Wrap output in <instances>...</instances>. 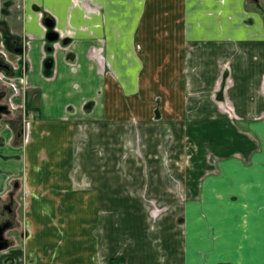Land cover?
I'll return each mask as SVG.
<instances>
[{"label": "crops", "instance_id": "0c3cea01", "mask_svg": "<svg viewBox=\"0 0 264 264\" xmlns=\"http://www.w3.org/2000/svg\"><path fill=\"white\" fill-rule=\"evenodd\" d=\"M2 19L0 54L30 42L17 104L37 97L28 142L18 110L0 122V210L25 198L0 264H264V0H0ZM137 125L175 154L121 190Z\"/></svg>", "mask_w": 264, "mask_h": 264}, {"label": "rangeland", "instance_id": "374dc122", "mask_svg": "<svg viewBox=\"0 0 264 264\" xmlns=\"http://www.w3.org/2000/svg\"><path fill=\"white\" fill-rule=\"evenodd\" d=\"M2 86H6L9 90V87L7 85L0 82V87ZM10 90L12 92L13 89L10 88ZM17 110L20 111V112L15 111L18 118H21V116L23 117L21 113V109L18 108ZM4 122L5 123L9 122V119L6 115L4 116ZM125 129H127V131L124 130V127H123L122 129L123 134L114 141L116 147L113 150V156H112L114 163L116 160H119V164L121 165L120 167L121 170L120 172L115 173V174L109 173L108 174L109 176H113V175L115 176V179L111 178L110 181L116 180L119 183L118 187L121 188V190H124V188H126L133 181L143 182L145 179L146 180L149 179L150 182H153V181L156 182L155 180L156 174L146 173L145 171L149 165H156V166L158 165L159 169L161 168L162 170L164 168L163 166L165 164H168L164 162L166 161L164 154L166 150H170L172 152L170 155L175 154L174 150H175L176 141L174 137L170 139L165 138V139H156V140L146 138L142 127H139V125H137L135 128L127 127ZM116 134L117 133L115 134L113 133V135H116ZM110 143H112V141L107 142L106 144L109 145ZM0 151H4V150L1 148ZM90 159H91L90 163L100 162L99 161L100 156L98 155H95L91 157ZM183 159H184L183 163L180 162L181 166L183 164L186 165V163L188 164L187 161L190 159V157L183 158ZM4 164H5L4 159L0 157V165H4ZM174 172H173L174 174L173 176L175 175L177 176L178 175L177 170H175ZM159 175H161L162 177L163 175L162 172L159 171ZM184 175H186V173H184ZM185 191H186L185 188H182L180 190V193L184 198L186 196ZM24 209H25V198L23 196H20L19 205H17L16 211H15L16 215H14L15 224L12 226V228L8 230V233H7L9 234L11 238H12L11 235L13 234L16 235L17 233L16 231H13V229L19 226V224H21L20 222L23 219ZM22 229L23 228L21 227V230ZM124 263L126 262L119 261L118 264H124Z\"/></svg>", "mask_w": 264, "mask_h": 264}, {"label": "flooded vegetation", "instance_id": "af4514ba", "mask_svg": "<svg viewBox=\"0 0 264 264\" xmlns=\"http://www.w3.org/2000/svg\"><path fill=\"white\" fill-rule=\"evenodd\" d=\"M9 43H10L11 48H14L16 50L18 49L22 53L20 54L21 59H19L17 63L15 64H13L10 60H8L6 58V55L4 56L0 54V82L4 83L5 85L9 87V90L6 86L0 87V122L4 120L5 115L9 116L11 115V112L13 110H17L18 108H20L23 117L21 116L19 120L17 134H18V137L21 136V139L24 140V142H28L30 139V129H29L30 122H28L29 121L28 113L31 111L32 107H35L34 100L36 99L37 96H34V98L32 99L33 101H32L30 98L29 99L27 98V95H25L24 96L25 98L23 97L22 104H17L19 102H17L16 96L19 97L22 91L20 86L18 85V82H19L18 80H24L23 76H26V73L29 70L30 59H29V54L27 53V50L30 47V42L28 41L22 45L11 43V41ZM63 43L66 44L67 42H64L63 40ZM48 47H50V45L47 46V48ZM8 50L10 49L8 48ZM25 53L27 54L25 55ZM23 54L25 57L22 56ZM22 57L24 58L22 59ZM47 59H48L47 61H49L50 63L48 66L46 62V68L48 67L47 70L49 72L50 71L52 72L54 71V67H55V60L53 56V46H52V49L49 50V55ZM10 88L13 89L12 92ZM25 94L27 93L25 92ZM89 104L90 103H88V105ZM27 131L29 134H27ZM17 185H18V182L15 184V187H17ZM13 195H14V191H11L10 200L4 203V205L2 206L0 210V225L2 226L9 225L4 231V234L6 237H8V235H6L7 231L10 228H12V226L15 224L14 215H16V213H15V209L13 208V200H14ZM9 239L11 240V244H12V238H9Z\"/></svg>", "mask_w": 264, "mask_h": 264}, {"label": "water", "instance_id": "95a60500", "mask_svg": "<svg viewBox=\"0 0 264 264\" xmlns=\"http://www.w3.org/2000/svg\"><path fill=\"white\" fill-rule=\"evenodd\" d=\"M45 22L51 28L55 26V21L48 15L45 18ZM58 37H59V34L55 30H51L48 33V38L51 41H56L58 39ZM64 42H68V39H64ZM51 49H52L51 46L48 47V50H51ZM49 63L50 62L47 61L48 66H49ZM8 226L9 225H5V226L0 225V250H4L11 245V240L8 237H6L4 234V231Z\"/></svg>", "mask_w": 264, "mask_h": 264}, {"label": "trees", "instance_id": "16d2710c", "mask_svg": "<svg viewBox=\"0 0 264 264\" xmlns=\"http://www.w3.org/2000/svg\"><path fill=\"white\" fill-rule=\"evenodd\" d=\"M0 26H1V29L3 30V33L5 34V36H8V30L6 28L7 26H6L5 21L3 19L0 21ZM47 72H49V71L47 70ZM119 261H120V259L113 258V259H111L110 264H118Z\"/></svg>", "mask_w": 264, "mask_h": 264}, {"label": "built area", "instance_id": "2783aa9c", "mask_svg": "<svg viewBox=\"0 0 264 264\" xmlns=\"http://www.w3.org/2000/svg\"><path fill=\"white\" fill-rule=\"evenodd\" d=\"M124 264H127V263H124ZM227 264H230V263H227Z\"/></svg>", "mask_w": 264, "mask_h": 264}]
</instances>
